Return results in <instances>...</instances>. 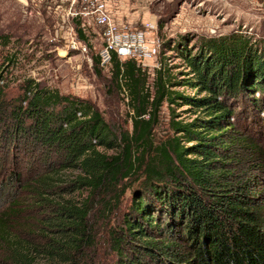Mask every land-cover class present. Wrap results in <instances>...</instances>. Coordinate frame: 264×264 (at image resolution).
<instances>
[{"label": "trees", "instance_id": "1", "mask_svg": "<svg viewBox=\"0 0 264 264\" xmlns=\"http://www.w3.org/2000/svg\"><path fill=\"white\" fill-rule=\"evenodd\" d=\"M10 39L0 35V47ZM182 49L193 74L186 84L205 95L170 90L161 69L150 89L135 59L111 53L112 85L130 109L131 130L119 135L88 103L33 80L12 92L6 73L19 52L4 55L0 154L11 167L0 210L4 264H79L94 246L91 218H109L129 182L138 185L128 217L108 233L119 264H264V191L253 190L264 177V52L236 33ZM178 99L200 114L177 121L172 111V134L157 140L162 105ZM29 211L38 217L24 223Z\"/></svg>", "mask_w": 264, "mask_h": 264}, {"label": "rangeland", "instance_id": "2", "mask_svg": "<svg viewBox=\"0 0 264 264\" xmlns=\"http://www.w3.org/2000/svg\"><path fill=\"white\" fill-rule=\"evenodd\" d=\"M42 0H0V35H9L10 44L0 47V63L7 52L18 51L19 55L7 70L6 78L10 89L18 93L25 81L33 80L40 86L57 90L61 95L76 98L88 103L92 110L101 115L111 130H131V120L127 113L126 94L112 85L110 65L96 66L95 56L105 45V25L94 17V23L75 20L86 41L80 40L76 48H70V37L60 34L58 14ZM52 1V0H49ZM98 2L119 24L133 28H144L146 24L155 26L152 38L159 42L155 56L137 63L149 75L148 86L152 89L155 72L161 69L171 78L167 87L185 95L202 96L186 84L193 77L188 67L182 47L196 52L204 39L218 38L229 34L250 37L259 51L264 52V0H94ZM38 2V3H37ZM124 61V60H122ZM172 111L177 121H190L195 118L191 105L180 99L165 102L159 113V121L154 135L157 140L172 134L170 120ZM110 151L109 153H112ZM6 153L0 154V210L8 200L11 187L9 180L10 164L3 166ZM35 153L27 156L32 157ZM23 156H20L22 159ZM7 159L11 161V156ZM19 161V158L17 159ZM9 167V168H8ZM130 187L121 197L119 208L109 218L93 216L90 224L94 228V246L84 249L79 264H119V258L111 247L108 236L110 229H121L132 200V191L138 183L129 182ZM264 177L257 180L254 192L264 191ZM33 223L38 215L29 211L24 214ZM5 253L0 248V264H4Z\"/></svg>", "mask_w": 264, "mask_h": 264}, {"label": "built area", "instance_id": "3", "mask_svg": "<svg viewBox=\"0 0 264 264\" xmlns=\"http://www.w3.org/2000/svg\"><path fill=\"white\" fill-rule=\"evenodd\" d=\"M41 3L58 14L60 34L70 37L69 47L73 49L81 39L76 30L75 20L82 19L84 25L93 24L94 17L100 19L105 25V45L100 52L101 64L104 66L110 65L112 52L121 60L135 59L142 62L153 58L158 50L159 42L152 38L151 34L155 29L152 23L146 24L142 29L116 23L94 0H42ZM80 114L81 112H78V115Z\"/></svg>", "mask_w": 264, "mask_h": 264}]
</instances>
